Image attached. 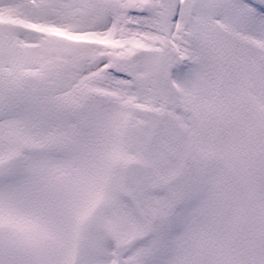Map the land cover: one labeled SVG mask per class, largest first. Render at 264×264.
<instances>
[{
	"label": "snow or ice",
	"instance_id": "snow-or-ice-1",
	"mask_svg": "<svg viewBox=\"0 0 264 264\" xmlns=\"http://www.w3.org/2000/svg\"><path fill=\"white\" fill-rule=\"evenodd\" d=\"M0 264H264V0H0Z\"/></svg>",
	"mask_w": 264,
	"mask_h": 264
}]
</instances>
